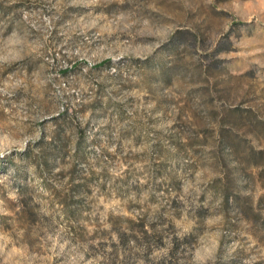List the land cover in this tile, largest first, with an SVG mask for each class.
Returning a JSON list of instances; mask_svg holds the SVG:
<instances>
[{
  "label": "rangeland",
  "instance_id": "1",
  "mask_svg": "<svg viewBox=\"0 0 264 264\" xmlns=\"http://www.w3.org/2000/svg\"><path fill=\"white\" fill-rule=\"evenodd\" d=\"M0 264H264V0H0Z\"/></svg>",
  "mask_w": 264,
  "mask_h": 264
}]
</instances>
